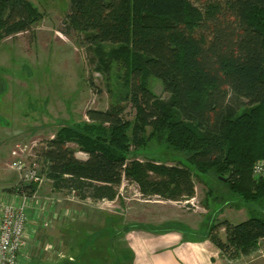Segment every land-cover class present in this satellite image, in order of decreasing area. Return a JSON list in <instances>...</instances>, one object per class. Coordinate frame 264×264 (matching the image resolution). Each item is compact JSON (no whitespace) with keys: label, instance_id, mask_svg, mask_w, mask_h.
I'll return each instance as SVG.
<instances>
[{"label":"trees","instance_id":"16d2710c","mask_svg":"<svg viewBox=\"0 0 264 264\" xmlns=\"http://www.w3.org/2000/svg\"><path fill=\"white\" fill-rule=\"evenodd\" d=\"M68 1L65 25L95 45L97 69L122 71L113 104L87 109L89 121L62 125L45 141L37 157L53 188L112 200L125 179L142 195L178 200L193 197L195 173L205 174L208 200L232 193L251 206L246 220L213 223L208 239L228 257L255 250L264 237V180L251 173L253 163L264 159V0ZM41 16L29 0H0V41L29 30ZM149 76L161 82L167 98L153 92ZM122 100L135 110L131 120L122 116ZM144 153L150 156L139 160ZM9 190L30 196L36 183L20 180ZM108 221L120 231L109 235L105 224L99 235H75V260L61 261L85 264L93 251L99 258L89 264H104L100 247H110L113 236L133 228L158 231L142 223L121 225L115 217ZM106 234L100 246L98 237ZM29 264L45 263L36 258Z\"/></svg>","mask_w":264,"mask_h":264},{"label":"rangeland","instance_id":"374dc122","mask_svg":"<svg viewBox=\"0 0 264 264\" xmlns=\"http://www.w3.org/2000/svg\"><path fill=\"white\" fill-rule=\"evenodd\" d=\"M29 1L37 6L41 18L29 30L8 35L0 41V132L10 136L12 132L19 131L18 137L5 140L7 145L3 148L2 186L6 191L20 181L9 167L11 147L19 143L23 156L27 160L35 159L41 171L42 163L37 155L45 147V141L62 125L89 121L85 115L87 109L104 110L113 104L119 92L120 78L116 73L122 71L116 66L108 72L97 69L95 45L88 42L85 33L69 30L65 25L68 0ZM110 46L109 43L103 45L105 49ZM147 82L156 95L167 98L168 94L157 78L149 76ZM121 105H125L123 118L131 120L134 108L126 100H122ZM68 146L76 148L74 143ZM165 152L167 164H173L171 158L174 156L169 151ZM75 154L85 157L80 151H75ZM147 156L150 155L144 153L137 158L144 160ZM206 178L205 174L195 173L194 196L178 200L142 195L135 182L124 179L118 188L116 201L112 202L81 199L69 190H55L44 175L40 195L52 211L48 210L37 236L29 241L26 239L30 245L26 256L33 261L32 256L36 255L45 264H64L61 260L65 258L73 263L78 249L72 241H79L75 235L84 232L99 235L105 224L109 228L108 234L112 235L120 231L119 225L109 224L108 219L114 217L121 220V225L142 223L150 225L153 230L173 225L187 236L205 235L211 225L220 220L219 212L223 210L225 213L228 206L234 209L242 203L232 193L222 201H215L212 197L208 200ZM227 203L229 205H224ZM169 219L174 222L165 223ZM137 230L142 229L133 228L123 236H113L110 247H100V251L105 253L102 262L116 264L115 261L121 260L116 258L123 255L125 261L121 260V264H127L126 258L132 251L124 241L125 236ZM108 234L98 237L102 240L100 246L107 243ZM105 251L115 260H111ZM84 259V263L89 264V257Z\"/></svg>","mask_w":264,"mask_h":264},{"label":"crops","instance_id":"0c3cea01","mask_svg":"<svg viewBox=\"0 0 264 264\" xmlns=\"http://www.w3.org/2000/svg\"><path fill=\"white\" fill-rule=\"evenodd\" d=\"M18 133L19 131L16 130L9 136L8 133L2 134L0 132V197L4 196L7 200H14L17 203L20 202L21 193L6 191L3 189L4 187L2 185L4 177L1 171V160L3 148L7 145L5 140H13V138L19 136ZM16 144H14L11 149L15 147ZM83 154H85V157H78L76 154L75 155L80 159H85L87 154L84 152ZM17 183H15L12 188L15 187ZM40 189L41 187L36 191L37 198L34 201H31L26 209L28 220L24 235L25 239L28 241L30 238L37 236L43 226V221H45V216H47L48 210L52 211V207H46L43 202L45 200L40 195ZM109 201H116V197ZM224 205H229V203ZM228 207L229 210L227 212L224 213L223 210L219 212L220 220L226 219L231 223H238L246 220L250 215L249 208H251V206L246 203L242 202L241 204H237L234 209L232 206ZM211 212L212 211L210 210L209 214ZM238 212H240V214ZM261 213L264 214V209H262ZM169 222L174 221H171V219L165 221V223ZM114 226L115 225H113V227ZM188 226H191V224L188 223ZM207 234L187 236L181 232L180 228L173 225H167L166 228H160L156 232L143 229L130 231L126 234L124 241L132 251L133 257L132 259L128 257L129 262H127V264H264V237L258 241L257 248L250 253L245 255L237 254L234 257H228L221 253V251L208 239ZM220 235L224 238V230L222 228L220 230ZM27 249L30 250V245L23 250V255L21 256L22 264H29L31 262L30 257L26 256ZM91 255L99 258V253H88L89 259H93L90 258ZM102 255H105V253ZM106 255L111 260L112 258L115 260V257H111L109 252H106ZM128 256H130V254ZM32 257H34L33 259L38 258L36 255ZM119 258L122 260L124 257ZM123 260L125 261V258Z\"/></svg>","mask_w":264,"mask_h":264},{"label":"built area","instance_id":"2783aa9c","mask_svg":"<svg viewBox=\"0 0 264 264\" xmlns=\"http://www.w3.org/2000/svg\"><path fill=\"white\" fill-rule=\"evenodd\" d=\"M22 151L20 144L10 150L12 160L9 167L18 174L21 181L36 183V190L30 196L20 194L19 203L0 197V264H22L21 256L28 246L24 235L28 220L26 209L37 198L36 191L44 181V175L35 159L27 160ZM251 173L254 178L264 180V159L253 163Z\"/></svg>","mask_w":264,"mask_h":264},{"label":"water","instance_id":"95a60500","mask_svg":"<svg viewBox=\"0 0 264 264\" xmlns=\"http://www.w3.org/2000/svg\"><path fill=\"white\" fill-rule=\"evenodd\" d=\"M223 180H225V178H222Z\"/></svg>","mask_w":264,"mask_h":264}]
</instances>
